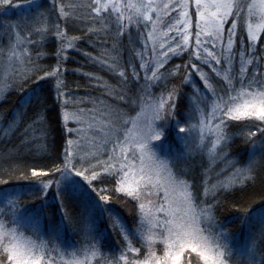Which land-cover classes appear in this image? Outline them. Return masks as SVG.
Instances as JSON below:
<instances>
[{
  "label": "trees",
  "instance_id": "16d2710c",
  "mask_svg": "<svg viewBox=\"0 0 264 264\" xmlns=\"http://www.w3.org/2000/svg\"><path fill=\"white\" fill-rule=\"evenodd\" d=\"M129 10L123 18L96 0H0V264H16L14 238L40 253L37 264H120L129 241L137 258L159 246L133 235L143 214L147 227L158 216L120 191L123 152L112 146L161 97L155 152L188 189L201 226L221 237L226 263L264 264V120L223 114L237 88L264 89V34L258 69L241 76L233 56L227 71V58L212 69L191 48L170 52L167 37L146 48L147 25ZM241 17L237 59L248 55ZM213 102L214 134L201 141ZM181 264L208 263L187 249Z\"/></svg>",
  "mask_w": 264,
  "mask_h": 264
},
{
  "label": "rangeland",
  "instance_id": "374dc122",
  "mask_svg": "<svg viewBox=\"0 0 264 264\" xmlns=\"http://www.w3.org/2000/svg\"><path fill=\"white\" fill-rule=\"evenodd\" d=\"M96 1L99 9L112 8L115 12L121 11L123 18L125 13L130 11L129 8H132L141 22L147 25L149 36L144 39L146 48L150 45L156 47L157 40L167 37L170 42L166 46L170 52L182 53L191 48L195 61L207 64L212 69L220 60L227 58L229 62H226L228 63L226 70L230 71L232 56L234 57L232 60H238L237 67L241 76L247 73L250 66L253 65L256 69L259 67L253 55L264 34V0ZM124 7H128V10H124ZM240 17L245 27L243 37L247 40L248 55L243 52L242 57L237 59L234 52L237 49ZM164 29L166 32L163 31ZM240 41L243 42V39L241 38ZM242 47L244 49V46ZM154 51L152 50L151 55L148 52L147 55L153 64L157 50ZM193 71L197 73V69ZM194 72L190 74L195 75L199 80L203 79L201 70H198L197 74ZM257 72L255 70L251 72L252 80ZM151 78L155 79L156 76L151 75ZM152 102L153 105H145L133 119L121 142L116 141L113 144L112 151L118 152L117 148H120L119 152L121 154L123 152V157L119 159L120 191L139 201L144 209L152 212L151 214L158 216L157 222H148V225H151L147 227L145 223L149 217L141 210L140 213L143 214L141 227L139 226L140 228L138 227L136 234L133 235L143 243L153 241L158 242L159 246L148 247L146 256L137 258V250L134 246L131 247L129 241L125 246L129 252V260L119 255L120 264H181L183 253L187 249L198 252L208 264H227L228 262L223 259L225 249L219 243L221 237L219 238L211 227L201 226L198 221V210L191 206L188 189L180 181L173 180L164 164L166 161L164 162L153 148L152 144L165 136L160 132L157 123L159 114L167 105L165 106L164 97ZM209 108V118L202 120L199 130L201 141L209 139L214 134L216 120L210 116L215 113V103H209ZM223 112L229 118L255 115L264 120V89L256 94L252 89L242 92L241 88H237L232 94V100L227 102L226 108H223ZM194 130L193 128L192 133ZM208 223L211 225L216 222L211 220ZM7 246V251L16 264L40 262L38 259L40 253L35 248L23 244L18 238L7 243ZM65 264L69 263L65 262ZM76 264L80 263L76 262Z\"/></svg>",
  "mask_w": 264,
  "mask_h": 264
}]
</instances>
